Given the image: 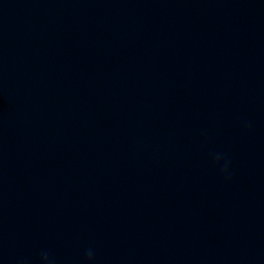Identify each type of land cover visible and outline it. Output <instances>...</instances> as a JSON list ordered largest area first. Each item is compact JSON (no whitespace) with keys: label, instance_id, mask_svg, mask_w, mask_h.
<instances>
[{"label":"water","instance_id":"1","mask_svg":"<svg viewBox=\"0 0 264 264\" xmlns=\"http://www.w3.org/2000/svg\"><path fill=\"white\" fill-rule=\"evenodd\" d=\"M44 253L264 264V0H0V264Z\"/></svg>","mask_w":264,"mask_h":264},{"label":"clouds","instance_id":"2","mask_svg":"<svg viewBox=\"0 0 264 264\" xmlns=\"http://www.w3.org/2000/svg\"><path fill=\"white\" fill-rule=\"evenodd\" d=\"M93 251L91 249H89L86 254H85V259L87 261H91L93 259ZM42 260V264H45V262H48V264H51V262L49 261V256L47 253H44L41 257Z\"/></svg>","mask_w":264,"mask_h":264}]
</instances>
